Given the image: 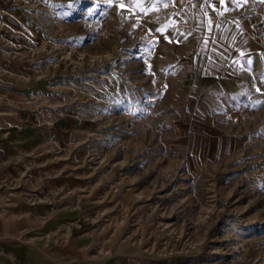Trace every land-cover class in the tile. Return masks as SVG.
<instances>
[{"label": "rangeland", "instance_id": "1", "mask_svg": "<svg viewBox=\"0 0 264 264\" xmlns=\"http://www.w3.org/2000/svg\"><path fill=\"white\" fill-rule=\"evenodd\" d=\"M208 4L0 0V264H264V66L213 93Z\"/></svg>", "mask_w": 264, "mask_h": 264}, {"label": "crops", "instance_id": "2", "mask_svg": "<svg viewBox=\"0 0 264 264\" xmlns=\"http://www.w3.org/2000/svg\"><path fill=\"white\" fill-rule=\"evenodd\" d=\"M209 1L212 4L206 7L208 20L215 22L216 32L203 40L209 43V53L198 64L203 62L205 65L200 68V73L206 75L205 83L219 80L218 86L215 84L213 87V93L227 94L230 99L241 89L240 65L243 68L248 61H257L258 69L264 66V0ZM69 259L72 261L62 263L53 259L56 261H48L47 264L90 263L75 256Z\"/></svg>", "mask_w": 264, "mask_h": 264}]
</instances>
